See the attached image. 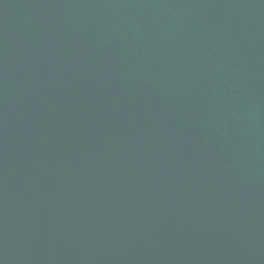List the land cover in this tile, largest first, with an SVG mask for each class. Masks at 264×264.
<instances>
[{"label": "water", "instance_id": "water-1", "mask_svg": "<svg viewBox=\"0 0 264 264\" xmlns=\"http://www.w3.org/2000/svg\"><path fill=\"white\" fill-rule=\"evenodd\" d=\"M0 264H264V0H0Z\"/></svg>", "mask_w": 264, "mask_h": 264}]
</instances>
